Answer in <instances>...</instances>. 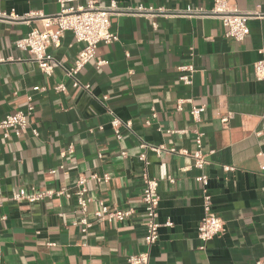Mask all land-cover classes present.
<instances>
[{"label":"crops","instance_id":"obj_1","mask_svg":"<svg viewBox=\"0 0 264 264\" xmlns=\"http://www.w3.org/2000/svg\"><path fill=\"white\" fill-rule=\"evenodd\" d=\"M111 1L98 0L102 5ZM115 1L125 9L213 5V0ZM229 1L239 11L259 14L249 18L250 33L241 42L227 37L221 20L214 17L133 10L113 14L112 30L119 39L101 43L97 50V57L108 63H88L77 74L82 84L78 87L67 74L81 49L72 32H66L60 47L50 49L61 64L47 77L33 55L16 46L39 20L0 24V119L25 109L32 96V126L38 131L8 138L0 131V218L6 217L0 221V241L5 264H131L128 256L146 251L149 264L264 260V161L259 156L264 151V81L256 79L253 70L264 58V0ZM0 9L51 15L60 6L57 0H0ZM190 62L196 72L188 86L179 81L178 67ZM60 83L65 91L55 89ZM179 100H185L181 110ZM194 104L206 107L198 123L191 115ZM111 111L132 122L131 129L120 128V138L112 128ZM197 131L203 133L201 149L209 160L203 170L194 166L192 155L180 152L197 150ZM141 141L166 149L158 154L142 148ZM144 151L147 164L139 158ZM224 165L234 169L225 170ZM144 170L159 182V222H173L160 227L159 239L151 246L144 238ZM203 172L209 177L213 211L225 229L200 249L203 190L195 178ZM105 173L109 181H88L93 225L83 232L74 223L80 218L76 181L80 175ZM61 188L72 195L34 202L13 199L15 193ZM99 201L111 210L132 213L112 222L98 221L93 213Z\"/></svg>","mask_w":264,"mask_h":264},{"label":"built area","instance_id":"obj_2","mask_svg":"<svg viewBox=\"0 0 264 264\" xmlns=\"http://www.w3.org/2000/svg\"><path fill=\"white\" fill-rule=\"evenodd\" d=\"M60 9L57 13L46 15L42 11H31L26 15H19L14 9L10 11L0 9V24L2 22L9 21H25L31 22L32 20H39V26H34L25 37L16 41V46L22 50L28 51L33 55V60L37 63L40 70L47 76L53 75L57 65L61 62L57 61L53 54L50 52L51 48H58L62 44V40L66 32L73 33L75 40L81 44V49L77 54L73 67L67 70L68 76L73 80L75 87L82 86L81 82L77 78V74L92 60H96L98 67H102L107 64L108 61L97 57L98 46L101 43L110 44L118 41L119 35L116 31L112 30L111 17L113 14L121 13L127 10H133L138 13H144L145 15H186V16H198V17H214L221 20L224 28L225 35L231 37L234 40L241 42L250 33V27L248 20L253 15L239 11L230 5L229 0H213V5L210 8L204 7H187L183 9H166L164 7H143L138 6L133 9H125L120 7L118 3L113 0L109 4H99L98 0H57ZM154 27H157V23H153ZM180 75L179 81L184 85H192L194 82V75L196 72L195 66L192 62L181 64L178 67ZM254 75L256 79L264 81V58L257 60L254 63ZM85 89L89 88V85H83ZM55 89L57 91H65L66 86L62 83L58 84ZM106 99V96L103 97ZM190 100V99H188ZM185 100H179L177 108L181 110L183 102ZM205 105H193L191 108V115L195 123L200 122L201 114L205 110ZM34 111L33 97H27V104L25 109L18 110L14 113L6 114L5 117L0 119V131L3 133L4 138H8L15 134L21 136L22 134L32 131L34 135L38 134L36 128H33L32 114ZM112 128L118 138L121 137L120 128L122 126L131 129L132 122L124 121L115 115L112 111ZM231 114V113H230ZM230 115L222 118L224 123L228 122ZM103 128V127H101ZM176 132V131H175ZM178 132V131H177ZM203 133L197 131L196 143L197 150L190 153L187 150H181L183 154H190L194 158V166L203 170L207 164H209L208 157L203 153L202 147ZM140 146L142 148H151L158 154H161L166 149L164 145L155 147L141 141ZM174 151V149H172ZM68 152H74V146L70 145ZM214 151H212L213 153ZM126 154L125 151L122 152ZM259 156L264 161V151L259 152ZM139 158L146 164L147 155L146 152H142ZM225 170H233L231 165H224ZM51 172H56L52 170ZM111 176L105 173L102 176L93 174L90 177L80 175L76 181V191L74 192L78 202V212L80 218L74 221L75 225L80 226L83 232H87L92 227L93 222L89 218V205L91 198L88 196V181L91 179L98 181H109ZM196 181L202 185L203 190V216L197 227V237L202 244L200 249L205 248V244L213 239L216 235L222 233L225 229L223 219L213 211V199L209 192L208 184L209 177L206 173H201L196 176ZM172 182L174 178L169 177ZM158 179L151 176L147 170L143 172V194L141 201L145 209L146 217V233L145 242L148 246L153 245L159 239V229L161 226H172L173 222L167 220L164 224L160 223L159 217V203L160 196L158 193ZM72 194L66 189L47 190L33 193L31 195H22L15 193L13 199L16 201L28 200L34 202L45 198H52L54 196H66L70 197ZM132 210H111L103 201H99V208L94 211L93 216L98 221L112 222L115 219H120L124 216L130 215ZM6 217L2 216L0 221ZM127 260L131 264H149L150 253L149 251L133 254L127 257ZM0 264H5L2 260L1 254V241H0ZM253 264H264L263 259L254 261Z\"/></svg>","mask_w":264,"mask_h":264}]
</instances>
